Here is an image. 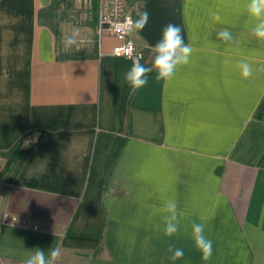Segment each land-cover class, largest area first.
I'll use <instances>...</instances> for the list:
<instances>
[{"label": "crops", "instance_id": "1", "mask_svg": "<svg viewBox=\"0 0 264 264\" xmlns=\"http://www.w3.org/2000/svg\"><path fill=\"white\" fill-rule=\"evenodd\" d=\"M248 2L180 0L190 62L133 91L137 58L113 55V37L98 45L94 9L0 0V264L56 246L57 264H264V41ZM171 199L180 230L167 236ZM193 224L213 242L207 259Z\"/></svg>", "mask_w": 264, "mask_h": 264}, {"label": "clouds", "instance_id": "2", "mask_svg": "<svg viewBox=\"0 0 264 264\" xmlns=\"http://www.w3.org/2000/svg\"><path fill=\"white\" fill-rule=\"evenodd\" d=\"M247 12L249 16L257 21L251 30L253 36L264 41V0H249ZM213 18L215 21H220L219 12L214 13ZM148 21L149 14L144 11L139 13L134 21L129 20L128 24L132 29L141 31L146 27ZM181 33L182 27L180 25L174 23L165 25L161 30V38L152 46V66L146 67L141 64V58L133 61L130 70L126 72L124 77L133 91L147 85V74L153 70L157 74V79L167 81L173 77L179 66L187 65L190 62L194 49L190 44L185 42ZM79 35V30L77 29L65 38L64 47L66 50L77 45ZM217 36L225 42L233 39L232 33L227 28L220 30ZM228 62L227 60L225 61V63ZM238 67L241 70L242 77L248 78L252 76L253 70L251 64L242 61ZM177 207V202L174 199L168 200L165 204V210L169 213L165 217L164 226V232L167 236H173L180 230ZM192 237L195 247L203 254L205 259L209 258L212 255L213 242L204 234V225L193 224ZM168 252L171 253L170 259L173 261L182 259L185 255L183 248L174 246H170ZM61 255L62 250L60 246L50 247L47 251L37 247L26 254L22 264H57Z\"/></svg>", "mask_w": 264, "mask_h": 264}, {"label": "built area", "instance_id": "3", "mask_svg": "<svg viewBox=\"0 0 264 264\" xmlns=\"http://www.w3.org/2000/svg\"><path fill=\"white\" fill-rule=\"evenodd\" d=\"M73 2L80 18L85 16L86 11L95 9V33L98 45L102 38L110 36L118 41L112 50L113 55L126 58L143 57V48L132 39L134 29L128 24L129 20H135L138 11L137 4L129 5L126 0H73ZM14 221V218L5 216L6 224Z\"/></svg>", "mask_w": 264, "mask_h": 264}, {"label": "water", "instance_id": "4", "mask_svg": "<svg viewBox=\"0 0 264 264\" xmlns=\"http://www.w3.org/2000/svg\"><path fill=\"white\" fill-rule=\"evenodd\" d=\"M178 0H146L135 19L141 12H148L149 21L146 27L139 31L145 39L147 45L152 48L157 40L161 38V30L169 23H174L182 27V36L186 42V34L182 20L177 13Z\"/></svg>", "mask_w": 264, "mask_h": 264}, {"label": "trees", "instance_id": "5", "mask_svg": "<svg viewBox=\"0 0 264 264\" xmlns=\"http://www.w3.org/2000/svg\"><path fill=\"white\" fill-rule=\"evenodd\" d=\"M142 7V6H141ZM141 7L138 9V12H139V10L141 9ZM179 8H180V0H178V5H177V13L179 14V16H180V18H181V15H180V10H179ZM94 9V8H93ZM94 12H95V9H94ZM137 12V13H138ZM136 13V14H137ZM95 15H96V12H95ZM148 55V53H147V50H144L143 51V57L140 59L141 61L143 60V58L145 57V56H147ZM152 59L150 60V62H149V65L150 66H148V65H145L143 62H141V64H143V65H145L146 67H151V65H152V60H153V56L151 57ZM154 71V70H153ZM152 71V72H153ZM89 241H91V240H86V239H73V238H70L69 240H68V238H65V239H63V245H71L72 243L73 244H76V245H84V244H87V243H89Z\"/></svg>", "mask_w": 264, "mask_h": 264}, {"label": "rangeland", "instance_id": "6", "mask_svg": "<svg viewBox=\"0 0 264 264\" xmlns=\"http://www.w3.org/2000/svg\"><path fill=\"white\" fill-rule=\"evenodd\" d=\"M60 2H67L68 6L71 5L73 0H60ZM66 4V3H65ZM70 7V6H69ZM138 12V11H137ZM65 17L70 18L71 21L75 20L74 15L72 14V11L70 9L66 10ZM132 39L135 41V43L140 47L141 44H147L145 39L140 35L138 30H134L131 35Z\"/></svg>", "mask_w": 264, "mask_h": 264}]
</instances>
